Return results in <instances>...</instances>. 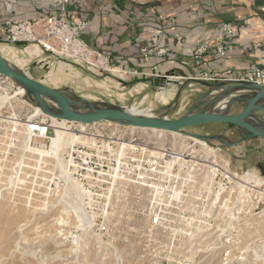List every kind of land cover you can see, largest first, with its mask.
I'll return each instance as SVG.
<instances>
[{
    "label": "rangeland",
    "instance_id": "1",
    "mask_svg": "<svg viewBox=\"0 0 264 264\" xmlns=\"http://www.w3.org/2000/svg\"><path fill=\"white\" fill-rule=\"evenodd\" d=\"M50 58L35 63L46 64L36 80L74 103L151 108L158 119L214 106L230 88L218 80H178L161 100L160 90L131 84L128 72H92ZM207 96L210 101L199 104ZM45 104L15 81H0V264H264V169L240 154L232 164L225 144L238 140L240 129L209 124L186 130L223 142L116 121L59 128L53 118L63 119L48 113L55 114L51 101ZM242 107L237 101L220 112L234 115ZM249 121L260 126L264 112ZM58 130L63 140L52 149ZM129 146H136L139 162L142 150L149 151L171 175L131 183L137 169L125 162Z\"/></svg>",
    "mask_w": 264,
    "mask_h": 264
},
{
    "label": "crops",
    "instance_id": "2",
    "mask_svg": "<svg viewBox=\"0 0 264 264\" xmlns=\"http://www.w3.org/2000/svg\"><path fill=\"white\" fill-rule=\"evenodd\" d=\"M59 1L0 0V21L44 17L55 12ZM78 1L72 0V9H76ZM82 1L83 13L90 20L83 40L93 48L112 53L114 64L126 61L127 72L136 74L130 73L134 80L131 84L143 89L161 92L162 89L155 86V79L165 76L192 84L212 85L204 80V74L211 76L225 70L242 73L253 67L264 70V0ZM226 23L231 24L235 32L228 55L221 58L210 50L201 64L195 65L194 50L202 43L214 44ZM152 30H158L159 34L152 35ZM177 35L181 44L177 43ZM144 48L152 49L153 54L144 56ZM161 49H166L167 53L160 54ZM0 50L6 60L22 66L37 80L44 76L41 69H46V64L40 67L35 63L51 61V56L37 45H4ZM184 61L187 65L182 64ZM49 65L50 69L55 66L54 63ZM221 82L230 87L244 84ZM233 93L248 94L239 90ZM238 131H241L239 139H229L230 145H226L230 160L235 161L240 154L244 163L256 160L264 169V140L241 141L244 132Z\"/></svg>",
    "mask_w": 264,
    "mask_h": 264
},
{
    "label": "built area",
    "instance_id": "3",
    "mask_svg": "<svg viewBox=\"0 0 264 264\" xmlns=\"http://www.w3.org/2000/svg\"><path fill=\"white\" fill-rule=\"evenodd\" d=\"M72 0H60L53 13L36 19L5 20L0 21V46L31 44L42 48L49 56L69 61L80 68L92 72H111L115 69L119 72H127V62L114 64V56L110 52H103L88 45L82 38L84 31L90 25V20L83 13L84 2L79 0L76 9H72ZM83 13V14H82ZM159 34L158 30H152V35ZM235 35L231 24L226 23L222 27V33L215 39L214 44L202 43L194 50L192 59L195 65H200L204 55L213 50L218 57L225 58L228 55L229 45ZM177 43L181 44V38L176 36ZM160 54L167 53L161 49ZM142 54L146 57L153 54L150 48H144ZM183 65H187L184 61ZM131 73V72H128ZM6 79L0 74V81ZM206 80L228 81L230 83H249L264 87V70L253 67L246 72L238 73L233 70H225L211 76L204 74ZM130 156L125 161L127 164L135 163L136 172L130 181L133 184L141 182L156 183L157 178H165L172 170L167 169V164L157 160L149 151L142 150L141 160L136 157V146H129ZM139 162V165H137ZM146 171V174L141 172ZM169 170V171H168ZM147 178V179H145ZM134 180V182H133ZM160 180V179H158Z\"/></svg>",
    "mask_w": 264,
    "mask_h": 264
},
{
    "label": "water",
    "instance_id": "4",
    "mask_svg": "<svg viewBox=\"0 0 264 264\" xmlns=\"http://www.w3.org/2000/svg\"><path fill=\"white\" fill-rule=\"evenodd\" d=\"M0 74L8 79H12L23 86L42 107H45V101L42 97H47L52 100L60 111V114H53L48 112L52 116L63 119L66 121L79 123V124H94L103 121H116L127 124L131 127L138 129H155L162 130L171 133H180L201 141L210 140H222L218 136L203 137L199 135H193L186 132L187 129L209 125V124H225L232 125L244 133L241 137V141L250 138H259L264 140V122H261L260 126H256L249 121L251 116L259 112H264V87H260L254 84L244 83L236 86H232L224 94V97L229 92L239 90L248 93L247 96L243 94H235L231 99L227 101L224 109H227L234 102H242L243 107L238 114H228L226 112L219 113H204L202 111L195 113H188L184 117L177 120H154L143 118L126 113L124 110L114 108H98L89 101L81 100L79 103H74L62 90L49 87L26 72L17 69L12 64L8 63L0 52ZM177 84L178 80L174 77H159L155 79V86L164 89L168 84ZM208 97V96H207ZM222 97L221 99H223ZM205 98V97H203ZM202 98V99H203ZM201 99V100H202ZM219 99V100H221ZM200 100V102H201ZM217 102V101H216ZM215 102V103H216ZM86 104L88 110L85 112L78 109V105ZM72 106H76L78 111H74ZM225 144L230 145L225 142Z\"/></svg>",
    "mask_w": 264,
    "mask_h": 264
},
{
    "label": "bare ground",
    "instance_id": "5",
    "mask_svg": "<svg viewBox=\"0 0 264 264\" xmlns=\"http://www.w3.org/2000/svg\"><path fill=\"white\" fill-rule=\"evenodd\" d=\"M3 50V49H2ZM1 54H2V51L0 50ZM65 65L64 64H61V67H64ZM66 67V66H65ZM70 67V65H69ZM28 75H30L28 72H26ZM6 78V77H5ZM8 79V78H6ZM9 80H12V79H9ZM14 81V80H13ZM16 82V81H15ZM17 83V82H16ZM20 87V90L22 92H24L26 89L21 86L19 83H17ZM166 89H162L161 93L158 94V98H160L161 100H164L165 96L162 94L165 92ZM28 92V91H27ZM217 92V91H216ZM169 94V93H167ZM240 94V93H239ZM171 95V94H170ZM234 96L233 93H227L226 96L221 99V100H218L214 106H205L202 108V112L204 113H219L221 110H224V107L226 106L227 104V101L229 99H231L232 97ZM214 97H212L213 99ZM42 100L44 101H51L52 102V108H53V112L55 114H60V111L58 109V106L50 99H48L47 97H42ZM210 101V96L208 97H205L200 103H204V102H209ZM72 109L74 111H78V109L76 108V106H72ZM126 113H129L131 115H135V116H139V117H143V118H148V119H154V120H158V118H156V113L153 109L151 108H144V109H139L137 107H131V108H127L126 110ZM158 115V114H157ZM160 116V115H159ZM53 120H55L56 122H58L59 124V128H62L64 127L66 124H70L72 122L70 121H66V120H58V119H55L53 118ZM159 120H166V119H159ZM74 123V122H73ZM141 130H148V129H141ZM150 131H153V132H159V133H165L166 131H162V130H155V129H149ZM173 134H177V135H180V133H173ZM182 135V134H181ZM63 140V133L62 131L58 130L56 131V135L54 138H52L51 140V147L52 149H56L58 146H60L61 142ZM75 192V190H74ZM71 205V204H70ZM80 208V207H79ZM77 210V209H76Z\"/></svg>",
    "mask_w": 264,
    "mask_h": 264
}]
</instances>
